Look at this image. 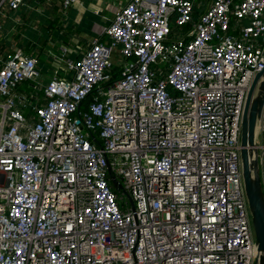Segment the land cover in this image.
I'll return each instance as SVG.
<instances>
[{
	"label": "built area",
	"instance_id": "built-area-1",
	"mask_svg": "<svg viewBox=\"0 0 264 264\" xmlns=\"http://www.w3.org/2000/svg\"><path fill=\"white\" fill-rule=\"evenodd\" d=\"M193 7L130 0L42 105L18 92L37 58L0 53V264H256L241 129L264 0ZM256 158L264 189V109Z\"/></svg>",
	"mask_w": 264,
	"mask_h": 264
},
{
	"label": "crops",
	"instance_id": "crops-1",
	"mask_svg": "<svg viewBox=\"0 0 264 264\" xmlns=\"http://www.w3.org/2000/svg\"><path fill=\"white\" fill-rule=\"evenodd\" d=\"M195 21L213 0H191ZM130 0H80L64 7L63 0H22L18 8L0 10V53L21 51L37 58L39 76L18 86L34 104H44V88L54 76L71 77L69 61H79L96 41H111L106 33L115 11ZM190 26L175 29L182 37ZM117 59H122L119 55ZM123 60V59H122ZM113 72L120 76V67Z\"/></svg>",
	"mask_w": 264,
	"mask_h": 264
},
{
	"label": "water",
	"instance_id": "water-1",
	"mask_svg": "<svg viewBox=\"0 0 264 264\" xmlns=\"http://www.w3.org/2000/svg\"><path fill=\"white\" fill-rule=\"evenodd\" d=\"M263 109L264 69L257 73L248 91L241 129L242 174L256 236V264H264V189L256 158L257 124ZM113 184L116 189L123 190L114 178Z\"/></svg>",
	"mask_w": 264,
	"mask_h": 264
},
{
	"label": "rangeland",
	"instance_id": "rangeland-1",
	"mask_svg": "<svg viewBox=\"0 0 264 264\" xmlns=\"http://www.w3.org/2000/svg\"><path fill=\"white\" fill-rule=\"evenodd\" d=\"M173 33H174V31H173Z\"/></svg>",
	"mask_w": 264,
	"mask_h": 264
}]
</instances>
